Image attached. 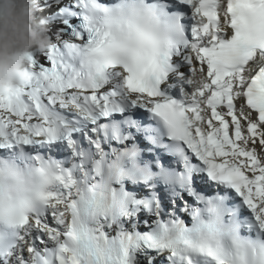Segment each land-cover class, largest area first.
Segmentation results:
<instances>
[{
    "label": "snow or ice",
    "instance_id": "obj_1",
    "mask_svg": "<svg viewBox=\"0 0 264 264\" xmlns=\"http://www.w3.org/2000/svg\"><path fill=\"white\" fill-rule=\"evenodd\" d=\"M37 13L51 45L0 96V264H264V0Z\"/></svg>",
    "mask_w": 264,
    "mask_h": 264
},
{
    "label": "clouds",
    "instance_id": "obj_2",
    "mask_svg": "<svg viewBox=\"0 0 264 264\" xmlns=\"http://www.w3.org/2000/svg\"><path fill=\"white\" fill-rule=\"evenodd\" d=\"M39 0H0V96L14 95L27 82L34 52L51 45L37 22Z\"/></svg>",
    "mask_w": 264,
    "mask_h": 264
},
{
    "label": "bare ground",
    "instance_id": "obj_3",
    "mask_svg": "<svg viewBox=\"0 0 264 264\" xmlns=\"http://www.w3.org/2000/svg\"><path fill=\"white\" fill-rule=\"evenodd\" d=\"M41 2H42V1H41ZM38 14H40V13H36V15H38ZM55 29H56V26H54V30H53V32L55 31ZM53 42H55L54 37H53ZM39 60H40V62H43V63L46 64V66H48L46 59H45L42 55L39 56ZM242 123H244V121H242ZM255 147L257 148L258 153H261V152H260V150H261V146H260L258 143L255 145ZM262 155H263V154H262Z\"/></svg>",
    "mask_w": 264,
    "mask_h": 264
},
{
    "label": "rangeland",
    "instance_id": "obj_4",
    "mask_svg": "<svg viewBox=\"0 0 264 264\" xmlns=\"http://www.w3.org/2000/svg\"><path fill=\"white\" fill-rule=\"evenodd\" d=\"M39 2H41V0H39ZM39 15H40V14H39ZM37 16H38V15H37ZM260 152H261V150H260ZM260 154H261V155H262V154L264 155V152H261Z\"/></svg>",
    "mask_w": 264,
    "mask_h": 264
}]
</instances>
